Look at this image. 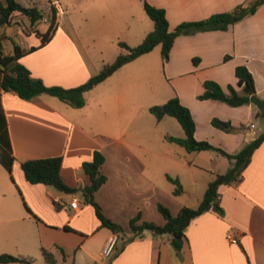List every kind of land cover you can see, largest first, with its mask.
<instances>
[{"label":"crops","instance_id":"0c3cea01","mask_svg":"<svg viewBox=\"0 0 264 264\" xmlns=\"http://www.w3.org/2000/svg\"><path fill=\"white\" fill-rule=\"evenodd\" d=\"M48 1L51 5H58V14L62 12L60 0ZM147 1L166 10L170 28L174 29L184 21L202 20L251 0ZM73 4L79 10H84L91 19L97 16H122L130 23L124 38L126 42H122L130 46L142 42L154 27L147 19L139 24L136 18L139 9H144L143 0H73ZM48 27L49 22L39 30L44 33ZM27 35L31 38L34 36V39L25 47L41 44L36 34ZM76 35L58 25L50 41L23 56L20 62L30 69L34 77L41 78L49 86L71 88L81 85L106 63L98 66L91 56L96 52L91 53L85 45L78 43L79 37ZM120 48L119 54L127 51ZM226 55L231 57L225 60ZM194 57L199 58L197 64L193 62ZM133 61L87 91L86 104L80 108L48 94L24 100L13 91L1 92L0 107L6 118L14 156L11 175L23 200L30 207V200L35 203L43 198L49 204L52 202L55 206L54 209L50 207L49 213L52 214L44 219L50 225H57L59 229L79 238L77 243L81 242V246L73 253L75 264H264V141L253 153L242 180L220 186V205L224 213L219 214L211 209L194 218L186 228L180 250L175 249L172 235L168 233L156 234L145 230L123 238L120 233L101 227L94 207L77 196L78 193L83 195V188L89 182L83 163L92 160L94 152L99 149L105 156L102 171L107 176V181L96 192V200L103 212L121 225H127L139 212L143 220L149 219L146 211L151 204H155L156 185L147 169L150 162H154V149L146 148L147 153L141 158L123 141L119 125L124 97H131L134 83L131 77L123 80L115 76L124 74L122 70ZM241 64L252 72L257 93L264 98V4L255 14L226 30L178 36L170 58L164 64L170 80L176 83V93L181 102L193 114L195 137L210 140L228 153L238 152L264 131V126L259 127L252 120L254 114L257 116L258 109H254L252 104L226 107L223 105L226 103L218 100H199L198 95L203 92L206 79H213L223 87L236 85L235 68ZM1 78L2 73L0 83ZM127 86L129 93L124 95ZM117 106L120 107L118 112ZM214 117L231 121L236 130L225 132L214 127L211 124ZM199 119L205 123L203 129ZM107 121L110 122L109 126ZM243 124L245 126L240 128ZM252 124L255 127L252 128ZM52 156H62L61 174L68 185L78 188L75 193L61 192L45 184H32L26 179L21 167L23 161ZM74 199L79 202L77 209L70 205ZM39 231L38 238L42 240L40 228ZM229 234L236 237L238 242H231ZM115 235L118 236L116 245L106 256L105 247ZM81 253H84L87 262L81 260ZM100 257L103 259L100 260Z\"/></svg>","mask_w":264,"mask_h":264},{"label":"trees","instance_id":"16d2710c","mask_svg":"<svg viewBox=\"0 0 264 264\" xmlns=\"http://www.w3.org/2000/svg\"><path fill=\"white\" fill-rule=\"evenodd\" d=\"M143 4L147 15L154 25L143 41L136 46H130L122 41L119 42V45L127 50L126 52L120 53L113 62L104 64L102 69L85 83L76 87L65 88L58 85L49 86L45 84L41 78L34 77L30 69L20 62L23 56L34 52L39 46L46 44L52 39L59 25V10L54 5L52 6L49 27L46 32L42 33L39 30V25L45 18V14L39 6H26L19 0H0V71L2 73L0 94L1 92L13 91L24 100H32L40 94H48L59 98L75 108L83 107L86 104L85 93L106 80L123 65L143 54L151 52L158 45H161V56L163 62L166 63L170 58L172 48L178 36L195 34L201 31L226 30L231 25L255 14L264 4V0H251L247 4H239L232 10L217 12L202 20L184 21L174 29L170 28L164 8L154 6L147 0H143ZM16 13L28 19L31 31L25 32L26 34H36L41 39L39 46H22L12 40V37L6 33V28L14 25ZM7 40H12L13 42V50L10 52L6 50ZM230 57V55H226L225 60H228ZM198 61V57L193 58L195 64ZM235 75L238 79L237 84H228L226 87H223L213 79L204 80L203 92L198 95V99L218 100L232 107L253 104L258 108L257 116L264 118V98H261L257 93L252 72L246 65L241 64L236 66ZM150 112L157 120H162L165 116H173L179 121L185 132V137L169 136L168 139L180 144L188 152L214 150L234 161L233 166L227 173L218 174L209 183L205 196L197 208L183 206L177 215H173L168 207L159 203L157 208L164 217L163 223L143 220L141 212L130 219L129 226L135 234H139L145 230H151L156 234L168 233L172 235L175 249L180 250L186 237V228L194 218L211 209L217 211L219 214L224 213L220 205L219 188L221 185H232L242 180L243 173L250 164L253 153L264 141V131L254 140L246 143L238 152L228 153L223 148L213 145L207 140H198L195 137L196 122L193 114L190 108L181 102L178 95L173 96L163 104L151 106ZM211 124L225 132H234L236 130L231 121L218 117L212 118ZM13 161L14 156L6 129V118L0 107V163L11 173ZM104 162V154L101 150L97 149L94 152L93 159L83 163V169L89 179L88 184L83 188V195L85 202L94 207L95 214L100 221V226L108 227L114 233L119 234L123 230V226L107 217L103 212L102 206L96 200V192L107 181V176L102 171ZM62 163V156H52L28 159L21 163V167L26 179L32 184H45L53 186L61 192L75 193L78 188L68 185L61 174ZM169 179L177 184L175 192L177 194L182 193L183 187L180 181L170 176ZM56 206L59 207L57 204ZM175 234L177 237H175ZM41 250L46 264H57L55 254L51 250L44 247ZM14 262L35 264L31 257L0 253V263Z\"/></svg>","mask_w":264,"mask_h":264},{"label":"rangeland","instance_id":"374dc122","mask_svg":"<svg viewBox=\"0 0 264 264\" xmlns=\"http://www.w3.org/2000/svg\"><path fill=\"white\" fill-rule=\"evenodd\" d=\"M19 1L25 5L40 6L45 14V18L39 25V28L42 29L48 25L52 6L54 5L59 10L57 4L51 5L48 0ZM60 1V9L63 10L58 14L59 28L77 34L78 43L85 45L91 53L96 52L91 56L94 58V62L99 64L98 66L113 62L121 50L119 42L125 41L124 38L130 23L128 24L122 16L113 15L108 16V18L97 16L91 19L86 16L84 10H79L78 7L74 6L73 0ZM139 11L136 17L139 24L147 19L153 25L152 20L142 7ZM16 15L14 25L7 27L6 33L15 42L22 46H28L34 36L31 38L25 31L30 32L31 26L26 17L19 13ZM12 40L6 41L8 52L13 50ZM132 40L136 42L135 39ZM164 64L161 56V45H158L151 52L140 56L124 68L122 70L125 71L124 74H116L117 76H115L123 80L131 77L134 83V92L130 98L124 97L125 103L119 115L123 141L133 148L134 152L141 158L145 157L146 148L154 149V162H150L147 172L156 185L155 199H153L155 204L150 205L146 215L149 218L148 221L157 223L164 222L163 215L156 207L159 203L168 207L173 215H177L183 206L197 208L205 196L209 183L218 174L227 173L234 164L233 160L218 151L188 152L180 144L168 139L169 136L185 137V132L175 117L165 116L162 120H157L150 112L151 106L163 104L173 96L178 95L176 83L170 80ZM128 93L129 88L127 86L123 94L127 95ZM223 105L230 107L228 104ZM111 106L109 105V107ZM252 106L254 109H258L255 105L252 104ZM116 109L118 112L120 107L117 106ZM252 120L259 127L264 126L263 117H257L254 114ZM198 121L203 129L205 123L201 119ZM107 125H110L109 121H107ZM244 126L245 124L240 128ZM212 129L214 128L212 127ZM208 136L211 139L214 138L212 135ZM209 142L216 145L210 140ZM169 176L180 181L183 187L182 193L177 194L175 192L177 184L173 183ZM13 179L11 173L0 165V253L31 257L35 264H46L41 252L43 246L55 254L57 264H75L73 253L81 246V242L77 243L79 238L59 229L57 225H50L44 218L52 214L49 213L50 207L53 209L55 207L52 202L49 204L43 198L37 199L35 203L30 200L32 205L30 207L23 200ZM77 196L82 202L85 199L82 193H78ZM106 196L108 197V195ZM37 218L40 220L39 222ZM122 226L123 230L120 232L122 237H130L133 231L129 223ZM39 228L42 240L40 237L38 238V233L40 235ZM68 254L70 256H67ZM81 254V260L87 262L84 253ZM102 259L100 257V260Z\"/></svg>","mask_w":264,"mask_h":264},{"label":"built area","instance_id":"2783aa9c","mask_svg":"<svg viewBox=\"0 0 264 264\" xmlns=\"http://www.w3.org/2000/svg\"><path fill=\"white\" fill-rule=\"evenodd\" d=\"M251 127L253 128V127H255V125L252 124ZM70 205H71L72 208H76L77 209L79 207V202H78L77 199H74L73 201H71ZM229 239L233 243H237L238 242V239L236 237L230 235V234H229ZM117 240H118V236L117 235H115V236H113L112 238L109 239L108 244H107V246L105 247V250H104V254L106 256L110 255V253L113 251Z\"/></svg>","mask_w":264,"mask_h":264},{"label":"water","instance_id":"95a60500","mask_svg":"<svg viewBox=\"0 0 264 264\" xmlns=\"http://www.w3.org/2000/svg\"><path fill=\"white\" fill-rule=\"evenodd\" d=\"M175 237H177V235L175 234Z\"/></svg>","mask_w":264,"mask_h":264}]
</instances>
